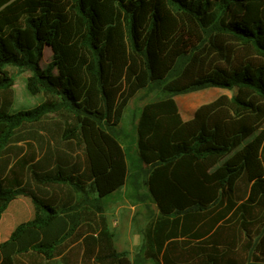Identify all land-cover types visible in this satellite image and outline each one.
Masks as SVG:
<instances>
[{
    "label": "trees",
    "instance_id": "16d2710c",
    "mask_svg": "<svg viewBox=\"0 0 264 264\" xmlns=\"http://www.w3.org/2000/svg\"><path fill=\"white\" fill-rule=\"evenodd\" d=\"M8 66L41 103L8 111ZM210 87L230 94L184 120L174 96ZM142 89L158 96L130 134L120 123ZM125 184L158 211L146 257L264 264V0H0V219L18 196L34 208L0 264H135L104 215Z\"/></svg>",
    "mask_w": 264,
    "mask_h": 264
},
{
    "label": "rangeland",
    "instance_id": "374dc122",
    "mask_svg": "<svg viewBox=\"0 0 264 264\" xmlns=\"http://www.w3.org/2000/svg\"><path fill=\"white\" fill-rule=\"evenodd\" d=\"M50 60L51 51L48 47H46L44 49L40 65L45 67ZM7 70L14 79L13 101L8 108L9 112L31 109L44 100L42 94L31 95L27 92L25 83L26 77L29 75L28 71L20 72L16 68L10 66L7 67ZM221 93L230 94V92L225 89L210 87L202 90L177 94L174 96V99L177 103L181 116L183 118H188L200 104L213 100ZM157 96L158 92H156V90L149 91L147 89H142L138 91L137 94L129 100L126 108L124 109L120 127L125 132L132 134V128L137 121L141 107L145 103L155 99ZM129 139L130 136H123L122 141L123 143H126ZM126 194H128L127 191ZM33 214L34 208L29 198L18 196L16 199L11 201L0 219V241L5 239L18 223L32 218Z\"/></svg>",
    "mask_w": 264,
    "mask_h": 264
},
{
    "label": "crops",
    "instance_id": "0c3cea01",
    "mask_svg": "<svg viewBox=\"0 0 264 264\" xmlns=\"http://www.w3.org/2000/svg\"><path fill=\"white\" fill-rule=\"evenodd\" d=\"M190 117L182 118L187 120ZM126 191H130L127 184L108 195L104 200V215L112 236L114 248L117 251H126L130 261L135 264H163L161 256L158 259L146 257L145 248L143 247L146 230L151 223L154 224L156 222L158 215L155 204L149 203L148 207L145 203L136 202L128 197ZM215 228L200 238L177 237L176 239H187L191 242L190 245L197 244L207 240ZM82 238L77 241L66 240L67 246L64 253L75 245H78L82 241ZM218 239L215 238V241L219 243ZM64 253L56 255L53 260L60 263Z\"/></svg>",
    "mask_w": 264,
    "mask_h": 264
}]
</instances>
